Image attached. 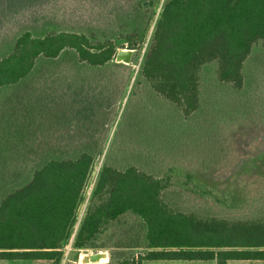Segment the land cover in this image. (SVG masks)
Here are the masks:
<instances>
[{"label": "rangeland", "instance_id": "rangeland-1", "mask_svg": "<svg viewBox=\"0 0 264 264\" xmlns=\"http://www.w3.org/2000/svg\"><path fill=\"white\" fill-rule=\"evenodd\" d=\"M144 2L151 4L144 8ZM156 2L0 0V58L26 31L35 37L69 32L84 34L94 43L111 41L115 56L119 50H132L129 41L136 48L128 65L116 63L114 57L104 67H91L74 51L64 50L54 59L38 58L25 79L0 89V201L49 160L75 159L87 152L96 158V175L108 164L118 170L134 166L156 178L171 176L162 198L175 211L230 220L264 217L262 42L252 45L243 62L240 86L221 82L214 63L204 66L198 107L185 115L146 83L137 82ZM179 173L198 174L214 184L220 197L228 196L227 205L183 188ZM91 178L78 220L87 207ZM142 233L134 217L123 216L98 247L74 250L67 244L58 264H84V257L96 253L105 254L97 264L136 261L145 250L132 246Z\"/></svg>", "mask_w": 264, "mask_h": 264}, {"label": "trees", "instance_id": "trees-1", "mask_svg": "<svg viewBox=\"0 0 264 264\" xmlns=\"http://www.w3.org/2000/svg\"><path fill=\"white\" fill-rule=\"evenodd\" d=\"M152 18L137 82L185 115L198 107L204 66L214 63L221 82L240 86L252 45L261 41L264 47V0H157ZM129 49H136L131 41ZM64 50L74 51L91 67H104L115 57L111 41L94 43L69 32L35 37L26 31L0 58V89L25 79L38 58L54 59ZM95 166L96 158L87 152L75 159L49 160L0 201V264H58L67 244L74 250L96 248L123 216L138 221L143 233L132 247L145 252L136 261L111 264L264 261V217L230 220L175 211L162 198L171 176L156 178L134 166L118 170L104 164L78 220ZM177 176L183 188L227 205L228 196L220 197L216 186L198 174Z\"/></svg>", "mask_w": 264, "mask_h": 264}, {"label": "water", "instance_id": "water-1", "mask_svg": "<svg viewBox=\"0 0 264 264\" xmlns=\"http://www.w3.org/2000/svg\"><path fill=\"white\" fill-rule=\"evenodd\" d=\"M133 50H119L115 56V62L116 63H123L125 65H128L131 62ZM96 172H92V178L91 182H93V178L95 177ZM87 192V191H86ZM101 258H105V254L102 253H96L91 254L90 256H86L83 258L84 264H97L100 262Z\"/></svg>", "mask_w": 264, "mask_h": 264}, {"label": "crops", "instance_id": "crops-1", "mask_svg": "<svg viewBox=\"0 0 264 264\" xmlns=\"http://www.w3.org/2000/svg\"><path fill=\"white\" fill-rule=\"evenodd\" d=\"M163 262H166V261H163ZM171 262H174V263H177V264H192V263H196L197 261H171ZM198 262H201L203 263L202 261H198ZM231 262V261H230ZM259 261H256V263H258ZM229 263V262H228ZM227 263V264H228Z\"/></svg>", "mask_w": 264, "mask_h": 264}, {"label": "bare ground", "instance_id": "bare-ground-1", "mask_svg": "<svg viewBox=\"0 0 264 264\" xmlns=\"http://www.w3.org/2000/svg\"><path fill=\"white\" fill-rule=\"evenodd\" d=\"M84 208V206H82V209ZM82 209H81V211L80 212H82ZM79 214H81V213H79ZM105 260V258H101V260H100V262L101 261H104Z\"/></svg>", "mask_w": 264, "mask_h": 264}]
</instances>
